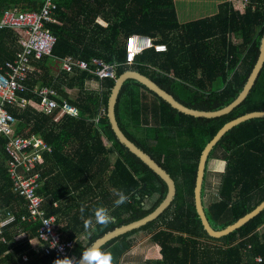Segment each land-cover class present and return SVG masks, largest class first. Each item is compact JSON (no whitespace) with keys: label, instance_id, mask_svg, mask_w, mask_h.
I'll return each instance as SVG.
<instances>
[{"label":"trees","instance_id":"1","mask_svg":"<svg viewBox=\"0 0 264 264\" xmlns=\"http://www.w3.org/2000/svg\"><path fill=\"white\" fill-rule=\"evenodd\" d=\"M52 1L54 21L45 25L56 38L51 55L31 61L35 69L25 82L28 90L20 95L27 104L8 110L16 119L15 136L40 137L50 148L41 152L32 171L39 176L35 192L43 199L45 215L54 217L61 239L73 242L70 256L78 264L81 253L95 240L150 214L167 194L165 182L120 143L111 128L107 106L116 79L136 71L187 108L206 112L224 108L242 91L259 57L264 0H248L243 11L223 2L216 14L182 24L173 0ZM18 2L0 0V18L8 9L38 11L43 4L42 0L19 7ZM98 18L107 26L97 23ZM135 34L164 44L166 51L148 49L127 64L125 42ZM17 37L12 30L0 29V67L15 59L20 50ZM67 56L115 64V75L98 79L80 69L53 73L54 63ZM89 80L99 82L98 91L85 88ZM36 86L55 90L59 98H52L59 104L66 100L77 109V116L60 114V109L40 112L33 92ZM256 111L264 112V63L244 100L216 118L183 114L136 80L127 79L115 105L118 126L170 175L176 192L154 220L99 249L111 257L123 256L137 247L136 236L141 235L149 247L142 264H264V209L231 233L214 238L203 229L194 204L203 149L226 123ZM7 142L0 135V221L12 216L14 221L2 229L0 264H18L22 255L27 256V264H54V254L35 252L34 245H42L40 221L31 217L25 195L14 190ZM212 158L225 161V168L219 174L215 199L207 202L205 170L201 195L206 218L218 231L264 200V118L228 130L208 161ZM116 190L127 196L120 205L114 204ZM98 206L108 210V222L96 220L93 210Z\"/></svg>","mask_w":264,"mask_h":264},{"label":"built area","instance_id":"2","mask_svg":"<svg viewBox=\"0 0 264 264\" xmlns=\"http://www.w3.org/2000/svg\"><path fill=\"white\" fill-rule=\"evenodd\" d=\"M248 0H242L245 5ZM56 5L52 0H43L38 11H20L18 9L5 10L0 18V29H8L19 33L18 45L20 50L12 61H6L0 67V135L5 136L8 142L5 151L9 157L7 168L9 177L12 180L14 190L25 195L28 200V209L32 218H38V239L42 245L34 248L36 253L44 255L54 254L56 259H63L70 256L73 247L72 241L61 239L53 216L47 217L41 209L42 197L35 192L38 174H32L36 168L42 151H50L45 142L37 136L24 139L14 135L15 117L8 108L25 107L27 99L21 97L28 88L25 85L29 72L32 70L31 61L50 56L56 38L45 28L47 23L54 21ZM153 49L155 52H165L164 44L155 43V40L143 35H131L125 42L126 63H133L135 57L143 51ZM90 62V63H89ZM61 70L72 73L74 69L86 70L98 79L112 78L115 75V64L105 63L99 58H92L85 61L81 58L67 56L60 59ZM34 94L38 97L39 111L44 114H51L60 109V114L77 116V109L71 106L66 100L56 102V93L49 87H36ZM14 221L9 217L0 223V239L2 228ZM27 256H22V261H27ZM257 261H260L258 258Z\"/></svg>","mask_w":264,"mask_h":264},{"label":"water","instance_id":"3","mask_svg":"<svg viewBox=\"0 0 264 264\" xmlns=\"http://www.w3.org/2000/svg\"><path fill=\"white\" fill-rule=\"evenodd\" d=\"M260 53L259 57L257 59V62L248 77V80L246 84L244 85L242 91L239 93V95L236 97V99L231 102L229 105L225 106L222 109L206 112V111H199L187 108L186 106L179 103L177 100H175L170 94L162 90L157 84H155L152 80H150L148 77L140 74L136 71H126L122 73L115 81L114 86L111 90V94L108 98V106H107V117L109 120V123L111 125V128L118 139L120 143H122L131 153H133L136 157H138L144 164H146L155 174H157L166 184L167 186V194L165 199L156 207L150 214L146 215L145 217L141 218L140 220H137L135 222L129 223L127 225H123L121 227L115 228L114 230L107 232L102 237L95 240L91 246H94L96 248L102 247L104 244H106L108 241H111L112 239L123 235L127 232H130L132 230L138 229L141 226L147 224L148 222L154 220L156 217H158L165 209L169 207L171 204L174 196H175V183L173 179L170 177V175L162 169L149 155H147L144 151H142L140 148H138L133 142H131L121 131V129L118 126L116 117H115V105L117 101V96L119 93V90L122 86V84L127 79H133L145 86L149 91L155 93L159 98L167 102L172 108L176 109L177 111L193 116V117H202V118H216L219 116H222L224 114L229 113L234 107H236L241 101L244 100V98L247 96L249 90L253 86L255 79L262 68V65L264 63V35L261 38L260 41ZM253 118H264V112L263 111H256L247 113L243 116H240L234 120H231L230 122L226 123L217 133L216 135L209 141V143L205 146L203 149L200 158L199 163L197 167V173H196V179H195V187H194V204L196 212L201 220V224L203 226V229L206 231V233L210 237L214 238H220L224 235H227L231 233L232 231L236 230L243 224H245L247 221H249L251 218L259 214L264 209V200L256 206L251 212L244 215L242 218L237 220L235 223L229 225L228 227L222 229V230H214L205 215L204 209H203V198L201 195L202 191V185L204 181V175L205 170L207 168L208 163V157L211 152V150L215 147V145L218 143L220 138L232 127L236 126L237 124L244 122L249 119ZM204 197V196H203ZM78 264H81V260H79Z\"/></svg>","mask_w":264,"mask_h":264},{"label":"crops","instance_id":"4","mask_svg":"<svg viewBox=\"0 0 264 264\" xmlns=\"http://www.w3.org/2000/svg\"><path fill=\"white\" fill-rule=\"evenodd\" d=\"M41 1L42 0H33L34 3H32V2H28L26 0H20V2H18V5H19V7L30 6V4L36 5ZM173 1H174V5H175V10L177 13L178 21L181 24L190 22L192 20H197L200 18H204L207 16L214 15L218 11V5L223 3V2H227V1L232 2L234 7L240 11H243V9H244V4H243V2H241V0H193V1H195V5H193V6H187V5L182 6L181 7V13H179V9H178V6L176 4V1H178V0H173ZM16 9H18V8H16ZM197 13H199V14H197ZM181 14H182V17H181ZM97 23H99L103 27L107 26V23L100 18L97 19ZM15 33L19 37V33L18 32H15ZM17 43H18V39H17ZM34 69H35L34 66H32L31 72ZM59 71H61L60 59H58L57 62L54 63V68H53L52 72L58 73ZM36 87H38V86H36ZM85 88L87 90H91V91H98L99 90V82L96 80L86 81L85 82ZM54 92H55V90H54ZM56 96H57L56 98H59L57 93H56ZM224 168H225V161H223L221 159L212 158L208 161L207 168H206V171H207L206 181H207V186H208V188H207L208 194L206 195L207 196L206 198L215 199V193H214L215 191L214 190H216L217 184H219V181H220L219 174L224 171ZM215 177H216V179H218L217 183L212 184V186L209 185L210 180L212 181L213 179H215ZM8 218L1 220L0 223L2 221H5ZM62 220H63V218H60L58 223H60ZM9 224H7L6 226H8ZM6 226H4L2 229H4ZM58 227H59V225H58ZM34 246H35V248H40V245H34ZM138 248L139 247L134 248L132 250V252H136V251L141 252L142 253V254L140 253L141 258L143 257V254H145V252H147L149 250V247H146V248L143 247L142 251H139L140 249L138 250ZM143 250H144V253H143ZM22 256H25V255H22ZM21 260H22V257H21ZM26 262L22 261L18 264H27Z\"/></svg>","mask_w":264,"mask_h":264},{"label":"clouds","instance_id":"5","mask_svg":"<svg viewBox=\"0 0 264 264\" xmlns=\"http://www.w3.org/2000/svg\"><path fill=\"white\" fill-rule=\"evenodd\" d=\"M117 199L114 200V204L120 205L124 203L127 196L123 191L116 190ZM84 209L81 207V212ZM93 215L100 223H106L109 220L108 210L103 206H98L93 210ZM81 264H112L111 254L107 251H102L94 246H89L81 253ZM28 261V260H27ZM54 264H72L71 259L65 257L63 259H57Z\"/></svg>","mask_w":264,"mask_h":264},{"label":"rangeland","instance_id":"6","mask_svg":"<svg viewBox=\"0 0 264 264\" xmlns=\"http://www.w3.org/2000/svg\"><path fill=\"white\" fill-rule=\"evenodd\" d=\"M241 2H242V0H241ZM176 4L178 6L179 13H181V7L182 6H185V5L193 6V5H195V1H193V0L192 1L191 0H178V1H176ZM197 14H199V13H197ZM181 17H182V14H181ZM217 180L218 179H216V177L212 181L210 180L209 185L212 186V184H214V183L216 184ZM209 200H212V199L211 198H205L206 202ZM149 205H150V203H147V207ZM136 237H137L136 246L139 247L138 248V250L140 249L139 251H142L143 247H145V248L148 247V244L146 242V239H147L146 237H143L141 235H137ZM140 253L141 252H138V251H136V252L130 251L129 253H127L123 256L113 254L112 255V264H142V261H143L141 258L142 253L141 254ZM143 253H144V250H143Z\"/></svg>","mask_w":264,"mask_h":264}]
</instances>
